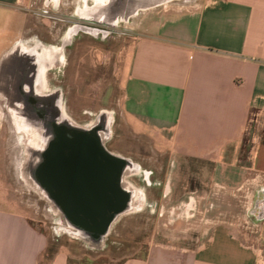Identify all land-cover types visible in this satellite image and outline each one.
Wrapping results in <instances>:
<instances>
[{"label":"crops","instance_id":"1","mask_svg":"<svg viewBox=\"0 0 264 264\" xmlns=\"http://www.w3.org/2000/svg\"><path fill=\"white\" fill-rule=\"evenodd\" d=\"M20 1L0 0V65L7 77L9 47L26 36L28 25ZM136 35L122 109L138 135L155 139L154 147L179 160L214 163L241 146L250 123L264 124V0H218L159 14L143 19ZM249 135L247 158L254 162L264 155L263 140ZM255 179L256 189L262 180ZM256 197L251 191V200ZM219 224L202 226L199 249L152 245L144 257L119 264H254L239 234ZM47 246V236L26 216L0 207V264H68L65 250L44 263Z\"/></svg>","mask_w":264,"mask_h":264},{"label":"rangeland","instance_id":"2","mask_svg":"<svg viewBox=\"0 0 264 264\" xmlns=\"http://www.w3.org/2000/svg\"><path fill=\"white\" fill-rule=\"evenodd\" d=\"M214 1L218 0H182L171 4L170 8L172 11H183ZM84 2L85 0L69 1L71 6H82ZM18 6L23 14L27 9V0L20 1ZM24 16L26 17L22 18L26 24L28 18L27 15ZM146 18L150 17L142 16L126 25L129 31L127 35L111 36L106 40L111 42L106 50H101L99 39L83 36L75 42V53L70 57L69 65L65 58V65L48 78V84L60 92L63 112L73 123L87 127L94 124L103 113L111 116L112 123L115 119L107 148L115 154L128 157L137 167L138 173L129 177L128 181L141 193L143 203L140 211L121 217L100 248H93L82 240L61 234L60 230L64 227L61 215L23 181L21 171L27 160L24 134L15 128L2 102L0 207L26 216L36 229L47 236L50 244H55L58 250L68 252L70 264H80L85 259L99 264H119L130 258L144 257L152 245L199 249L203 239L198 234L208 222L211 230L220 225L219 222L228 225L252 251L254 264H264V210L257 209L256 216L253 217L255 200L250 198L251 191H255L257 196L264 193V155L257 157L254 162L247 158L249 134L253 131L263 140L260 150L264 154V124L261 123L256 128L255 124L250 123L241 146L235 150L226 149L214 163L187 160L191 167L188 165L190 169L186 175L192 171L193 183L199 185L203 182V187L210 189L208 197L207 188L202 194H184L181 191L179 195H174L172 186L176 185L175 174L172 178L169 171L163 178L162 173L155 172L159 166L156 160H161L160 155L168 158V149L162 152L154 147L156 142L152 136L138 135L135 124L127 119L122 109L130 49L135 43L138 28ZM35 20L39 22V18ZM223 170H227L230 177L224 175ZM152 171L155 173L145 179L144 174ZM258 176L262 182L255 189L251 183ZM181 196L186 201V206L176 213L170 205L172 200ZM178 213L179 217L176 216ZM197 235L198 241H195ZM190 238L194 241L190 242Z\"/></svg>","mask_w":264,"mask_h":264},{"label":"water","instance_id":"3","mask_svg":"<svg viewBox=\"0 0 264 264\" xmlns=\"http://www.w3.org/2000/svg\"><path fill=\"white\" fill-rule=\"evenodd\" d=\"M26 85L16 81L13 92L22 101L25 115L42 123L45 141L34 153L30 181L79 236L105 243L111 224L130 201L121 187L123 170L130 162L105 149L103 125L96 121L87 129L57 122L52 109L40 104L33 89L25 90ZM102 163L107 164L106 171L101 169Z\"/></svg>","mask_w":264,"mask_h":264},{"label":"flooded vegetation","instance_id":"4","mask_svg":"<svg viewBox=\"0 0 264 264\" xmlns=\"http://www.w3.org/2000/svg\"><path fill=\"white\" fill-rule=\"evenodd\" d=\"M69 1L27 0V9L23 11V14L27 15L29 24L26 28V36L22 40L11 44L9 47L10 52L5 57V62L8 61V56L10 57L9 61H11L8 67L9 77L25 82L34 80L39 74H42L43 67L47 64L45 74L47 91H57L48 84L49 75L54 76V71L65 65V58L67 65H69L70 57L75 53L73 47L77 40H80L83 36L99 39L101 41L99 45L102 46L101 50H104L111 46V42H106L111 36L127 35L129 33L126 25L133 19L142 16L155 17L159 14H170L175 12L172 11L170 5L182 0H85L82 6H71ZM65 9L68 11H64ZM36 18H39V22L35 20ZM50 41H53V43ZM48 53H52L49 58L47 57ZM49 61L51 65H48ZM2 64L0 65V82L3 81L5 76L1 71ZM58 93L60 97V92ZM114 122L115 119L112 126ZM105 149L132 163L128 157L108 150L107 142ZM160 157H162L161 160H156L159 166L158 168L155 167V172L156 174L162 173L163 178L167 176L169 171L172 178L175 174L176 185L172 186L174 195H179L181 191H184V194L192 191L203 193L206 189V187H203L204 183L201 182L199 185L193 183L192 171L186 175L191 167L187 162L188 159L179 160L177 157H171L170 155L168 158L162 155ZM100 167L103 171H106L108 166L106 163H102ZM154 173L153 171L145 173L144 178L146 179ZM130 177H134V175ZM254 200L253 217L256 216L257 209L264 210V193H259ZM185 202L183 196H181L172 200L170 206L177 213L182 211L181 207L186 206ZM205 212L207 214L208 208L205 209ZM176 216L179 217L180 213Z\"/></svg>","mask_w":264,"mask_h":264},{"label":"bare ground","instance_id":"5","mask_svg":"<svg viewBox=\"0 0 264 264\" xmlns=\"http://www.w3.org/2000/svg\"><path fill=\"white\" fill-rule=\"evenodd\" d=\"M51 56L52 53H48L47 57L49 58ZM48 65H51L50 61ZM46 70H47V64L44 65L42 74H39L38 77H36V79L27 82L29 85L28 86L26 85L25 90L28 91L30 89L31 91L33 89L32 91L37 96V100L40 102V104L52 109L51 112L54 115L53 117L55 118V120H57V122H64V123L66 122L72 125L75 124L70 119H68L67 116L63 114V108L60 102L59 93L57 91H47L46 80H45ZM16 81H17L16 78L13 79L10 77L9 79V77H7L5 74L3 81L0 82V95H1L0 99L2 103L5 105L8 115L15 128L24 134L25 153L27 160L21 171L23 181L26 183V185H28L31 189H33L36 193H38L43 199L48 201L44 193L41 192L39 189H36V187H34L33 183L30 181L28 176L29 169H31L34 164L33 161V159H35L34 153L37 151L39 152L44 147L45 144V141L43 139V134H44L43 126L42 123L38 122L37 120L33 119L27 114L25 115L22 101L13 92V86L15 85ZM96 124L103 125L104 128L106 129L104 133H101L102 142L106 143L110 139L109 128L111 127L112 124L111 116L106 113L101 114L97 119ZM86 128L87 129L91 128V125L87 126ZM137 173H138V169L132 163H128L123 170V174L121 177V187L125 192H127L130 195V201L128 203L126 210L122 214L117 216L114 222L111 224L108 230V235L111 229L114 227V225L119 221V219H121V217L138 213L142 208L143 200L141 193H139L136 189H134L128 181V178L131 175H136ZM52 207L54 208V211L57 214H60L59 211L53 205ZM62 221L64 227L60 230L61 234L62 233L68 234L71 237H74L78 240H82L93 248H100L103 245L104 242H100V244H97L88 240L87 238H83L79 236L74 231V229L69 227V225L65 222V220Z\"/></svg>","mask_w":264,"mask_h":264},{"label":"trees","instance_id":"6","mask_svg":"<svg viewBox=\"0 0 264 264\" xmlns=\"http://www.w3.org/2000/svg\"><path fill=\"white\" fill-rule=\"evenodd\" d=\"M57 251H58V249H56L55 244H53V243L50 244L48 242L47 249L43 255V262L44 263L50 262ZM68 264H70V261H68ZM80 264H99V263H97L91 259H85L84 262H82Z\"/></svg>","mask_w":264,"mask_h":264}]
</instances>
